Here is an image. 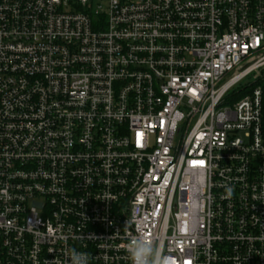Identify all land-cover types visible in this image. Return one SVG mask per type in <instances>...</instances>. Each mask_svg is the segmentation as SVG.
Wrapping results in <instances>:
<instances>
[{"label": "built area", "instance_id": "built-area-1", "mask_svg": "<svg viewBox=\"0 0 264 264\" xmlns=\"http://www.w3.org/2000/svg\"><path fill=\"white\" fill-rule=\"evenodd\" d=\"M264 264V0H0V264Z\"/></svg>", "mask_w": 264, "mask_h": 264}, {"label": "clouds", "instance_id": "clouds-1", "mask_svg": "<svg viewBox=\"0 0 264 264\" xmlns=\"http://www.w3.org/2000/svg\"><path fill=\"white\" fill-rule=\"evenodd\" d=\"M126 251L132 264H172L170 257L164 255L163 250L139 236H132L126 245ZM89 255L75 248L70 250L71 264H89ZM53 264V262H48Z\"/></svg>", "mask_w": 264, "mask_h": 264}]
</instances>
